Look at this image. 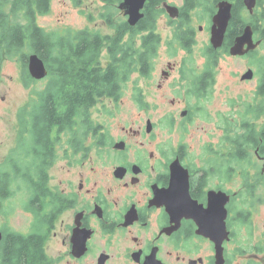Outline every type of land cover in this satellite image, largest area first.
Returning <instances> with one entry per match:
<instances>
[{"label":"flooded vegetation","instance_id":"af4514ba","mask_svg":"<svg viewBox=\"0 0 264 264\" xmlns=\"http://www.w3.org/2000/svg\"><path fill=\"white\" fill-rule=\"evenodd\" d=\"M103 2L122 15L119 22L114 12L103 15L114 34L60 32L72 40L63 46L66 69L58 75L54 60L51 68L45 63L42 92L53 97L73 90L82 76L76 66L101 77L113 68L106 90L94 93L102 98L91 109L100 111L96 121L91 114L86 121L78 108L71 128L66 117L61 127L47 123L44 129L23 116L34 108H18L14 146L0 157V264H23V252L29 264H264V197L256 202L264 193V62L257 59L264 46V12L257 14L264 0L253 11L245 0L152 4L157 54L147 69L136 70L112 60L107 48L112 40L130 52L132 28L140 22L128 23L123 0ZM223 2L232 6L231 18L216 48L213 30ZM167 7L176 8L177 17ZM248 27L257 47L232 55ZM81 31L106 39L96 58H84L81 47L88 44L75 35ZM162 50L186 57L164 60ZM228 58L254 60L232 73L240 86L255 84L250 105L242 92L230 105ZM23 148L33 159L26 169ZM236 174L241 185L233 190Z\"/></svg>","mask_w":264,"mask_h":264},{"label":"trees","instance_id":"16d2710c","mask_svg":"<svg viewBox=\"0 0 264 264\" xmlns=\"http://www.w3.org/2000/svg\"><path fill=\"white\" fill-rule=\"evenodd\" d=\"M51 1L0 0V64L5 59L17 58L24 70L23 80L26 87H30L31 83H34L28 71V57L31 54H37L49 68H51L52 60H54V68L57 69L58 75L64 73V69H66L63 46L65 42H72V40H67L61 35L62 33H51L38 24V17L50 12ZM74 1L79 4L80 0ZM107 1L112 3L117 0ZM155 3H160V0H150L145 18L140 21L138 26L132 28L133 41L130 52L128 45H120L116 41H110L107 49L112 60L117 61L118 64L122 62L124 67H128L130 63L134 70L141 65L147 69L148 62L157 54L158 37L153 33L156 17L154 16V9H149ZM120 27L124 31L129 26L125 23L121 24ZM146 31L151 34L144 36ZM75 35L79 43L88 44L85 47L83 44L81 47V50L86 52L85 59L96 58L102 51L103 43L106 40L88 31L77 32ZM138 36H141L139 43L135 39ZM116 50L118 51L116 52ZM75 70L76 75L82 76L75 80L73 90L68 89L65 96L62 93L54 94L53 97L41 93L38 97L40 98L39 102L35 103L36 105L33 107V110L37 111V115L32 117L31 113L27 114L23 111L24 118L31 117L29 123L33 124L36 121L37 127L46 126V128L43 127L44 129H47V123L48 126L53 123L54 127H61L64 124L62 120L68 117L66 121L71 128V117L78 114L75 113L78 108L83 109L82 113H84L85 120H90L91 109L102 99L94 94L96 93L95 90L99 92L98 94L106 90L104 82L112 79L114 69L110 67L106 73H102V77L98 75V72L97 74L95 72L89 74L85 70L80 71L79 66H76ZM115 74L118 76V70H115ZM98 79H100V85H98ZM98 86L101 89H98ZM63 108L67 110L66 114ZM20 258L23 264H29L25 252Z\"/></svg>","mask_w":264,"mask_h":264},{"label":"rangeland","instance_id":"374dc122","mask_svg":"<svg viewBox=\"0 0 264 264\" xmlns=\"http://www.w3.org/2000/svg\"><path fill=\"white\" fill-rule=\"evenodd\" d=\"M264 4V3H263ZM107 9V10H106ZM110 9V10H109ZM115 8L111 7L109 4L103 2V0H80L79 4H76L74 0H52L50 12L44 16L38 17V24L45 30L51 33H60L64 32L66 29L70 30H80V29H89L93 32H100L104 36H112L114 34V30L105 20L103 15L114 12V17L117 22L122 19L121 14H117L115 12ZM264 10L262 8L258 9V15H261ZM116 15V16H115ZM105 20V21H103ZM166 28V27H165ZM165 32V31H164ZM163 32V34H164ZM167 34V33H165ZM141 36L137 37V42L139 43ZM105 50V48H104ZM196 57H199L198 53L201 52L198 50L194 51ZM259 56L257 59L261 60V63L264 62V46L259 50ZM161 58L164 60L167 59H177L186 57L184 52H180L179 55L170 56L167 50L161 51ZM104 58V56H102ZM256 59V60H257ZM228 62L225 67L227 69L229 75L227 78L229 79V96L231 106H236L238 93L242 92L245 94V104H252L253 102V94L252 89L255 87L254 83L248 85H239L238 79L234 77L233 72H240L246 68L249 64L254 60H243L244 62H236L232 58L227 59ZM240 65V68L239 66ZM233 66V67H232ZM159 70L162 66L157 67ZM236 69V70H235ZM259 69L257 68V71ZM264 71V69H263ZM23 67L20 61L17 58L14 59H5L0 64V157L8 154V152L14 146V140L16 136L15 126L17 123V112L19 107H28V110L34 107L38 102L36 99L40 96V94L46 89L47 84L46 80L42 82H38V84L31 83L30 87H26L23 80ZM243 72V71H242ZM260 73V71H258ZM158 74L160 72L158 71ZM240 74V73H239ZM261 74V73H260ZM237 82L239 87L235 88ZM36 103V104H35ZM29 105V106H28ZM132 106V104L130 105ZM31 107V108H29ZM99 108L103 109L101 104ZM124 109L121 108L117 111L119 119L123 117ZM32 117L37 115V111L31 110ZM98 114H100L99 110L91 111V118L95 121L97 119ZM230 115H233V110L230 109ZM234 117H232L233 119ZM30 136H27L24 139V145L30 147ZM24 151L22 150V158L21 164L22 168L26 169L30 166L32 158L24 157ZM241 182L236 174L233 180L230 183L231 189L237 190ZM23 189H25L26 185L24 183L21 184ZM264 197V193H260L256 195V202L258 199ZM22 198L20 199L21 203L24 204L26 201ZM261 213V211H260ZM259 222H262L260 220ZM258 222V223H259Z\"/></svg>","mask_w":264,"mask_h":264},{"label":"water","instance_id":"95a60500","mask_svg":"<svg viewBox=\"0 0 264 264\" xmlns=\"http://www.w3.org/2000/svg\"><path fill=\"white\" fill-rule=\"evenodd\" d=\"M146 2L147 0H123L120 9L124 11V14L128 17V23L131 26H136L144 17L143 10ZM256 2L257 0H245L250 11H253ZM168 10L172 17H177L178 10L176 8L169 7ZM231 10L232 6L228 2H223L219 6V13L215 18L216 26L213 30V44L216 48L221 47L222 45L231 18ZM247 45L248 49L245 50ZM256 47L257 45H253V32L251 28L248 27L245 30L244 35L236 41L231 53L232 55H244ZM28 71L31 78L35 81H42L48 75L45 62L37 54H31L28 57ZM244 77L251 78L252 73L249 72Z\"/></svg>","mask_w":264,"mask_h":264},{"label":"bare ground","instance_id":"6f19581e","mask_svg":"<svg viewBox=\"0 0 264 264\" xmlns=\"http://www.w3.org/2000/svg\"><path fill=\"white\" fill-rule=\"evenodd\" d=\"M47 71H48V69H47ZM48 75H49V71H48ZM48 75H47V76H48Z\"/></svg>","mask_w":264,"mask_h":264}]
</instances>
